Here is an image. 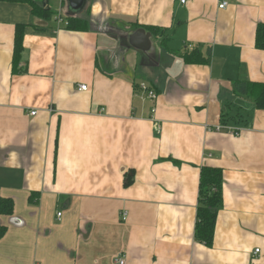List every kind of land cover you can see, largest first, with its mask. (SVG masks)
Wrapping results in <instances>:
<instances>
[{"label":"crops","instance_id":"1","mask_svg":"<svg viewBox=\"0 0 264 264\" xmlns=\"http://www.w3.org/2000/svg\"><path fill=\"white\" fill-rule=\"evenodd\" d=\"M219 2L0 0V264H264V109L234 88L264 84V0ZM196 48L209 63L186 61ZM203 166L223 170L212 246Z\"/></svg>","mask_w":264,"mask_h":264},{"label":"trees","instance_id":"2","mask_svg":"<svg viewBox=\"0 0 264 264\" xmlns=\"http://www.w3.org/2000/svg\"><path fill=\"white\" fill-rule=\"evenodd\" d=\"M32 1V0H23ZM34 12L42 17L49 16L53 12L48 7H43L33 2ZM68 26L74 30H86L87 22L77 17L68 18ZM24 36V26L17 25L16 28V52L17 56L22 52ZM257 47L264 49V24L259 25L257 30ZM199 48L189 51L185 49L183 55L187 62L209 63L210 54L207 50V57L203 58V54L199 52ZM202 56V57H201ZM235 91L240 94L256 93L257 106L264 109V84L253 83L247 80L236 81L234 85ZM222 184L223 170L218 167L203 166L201 168L199 203L197 207V222L195 228L196 239L206 246H212L215 237V227L219 206L222 202ZM11 200H0V214H11L13 212V204ZM4 233V229L0 230V236Z\"/></svg>","mask_w":264,"mask_h":264},{"label":"water","instance_id":"3","mask_svg":"<svg viewBox=\"0 0 264 264\" xmlns=\"http://www.w3.org/2000/svg\"><path fill=\"white\" fill-rule=\"evenodd\" d=\"M87 0H68L71 11H79L86 5ZM132 43L140 49L147 50L150 46V34L140 29L132 36Z\"/></svg>","mask_w":264,"mask_h":264},{"label":"built area","instance_id":"4","mask_svg":"<svg viewBox=\"0 0 264 264\" xmlns=\"http://www.w3.org/2000/svg\"><path fill=\"white\" fill-rule=\"evenodd\" d=\"M181 3L185 4L187 2V0H179ZM228 5V0H220L219 2V8H226ZM60 20H62L60 18ZM67 23V22H66ZM142 87L144 90H146L148 92V97L151 99H156L157 98V93L154 89H151L150 86H148L147 84H142ZM79 88L81 90H87V85L86 84H80ZM31 115H36L37 114V110H31L30 112ZM218 129H220V126L217 127ZM234 133L238 134L237 130H233ZM58 216H61V212L58 213ZM127 218V212H125L123 214V219L126 220ZM260 249L256 248L255 249V254L259 253ZM119 263L123 264L124 260L119 258Z\"/></svg>","mask_w":264,"mask_h":264},{"label":"rangeland","instance_id":"5","mask_svg":"<svg viewBox=\"0 0 264 264\" xmlns=\"http://www.w3.org/2000/svg\"><path fill=\"white\" fill-rule=\"evenodd\" d=\"M60 0H50V5L52 6L53 9H55V11L57 12V10L59 11L60 9ZM61 12L63 11V14H67V15H70L71 14H74V13H77L78 11H71L70 10V7H69V2L68 0H63V3L61 5Z\"/></svg>","mask_w":264,"mask_h":264}]
</instances>
